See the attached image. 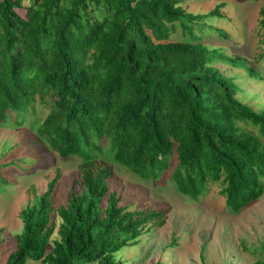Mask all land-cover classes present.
<instances>
[{
  "label": "trees",
  "instance_id": "16d2710c",
  "mask_svg": "<svg viewBox=\"0 0 264 264\" xmlns=\"http://www.w3.org/2000/svg\"><path fill=\"white\" fill-rule=\"evenodd\" d=\"M220 6L205 14L180 0H0V125L32 129L41 104L49 111L33 143L80 160L66 204L54 206L56 178L42 193L31 188L5 264H124L118 252L165 223L164 209L121 204L106 145L116 163L153 182L176 161L170 180L184 195L214 185L236 210L262 196L264 106L240 99L249 91L239 74L219 65L264 76L246 56L205 43L229 38L209 21ZM177 25L185 40L171 38ZM257 47L264 65V5ZM12 147L0 160L1 186L30 168ZM255 251L264 264V242Z\"/></svg>",
  "mask_w": 264,
  "mask_h": 264
},
{
  "label": "rangeland",
  "instance_id": "374dc122",
  "mask_svg": "<svg viewBox=\"0 0 264 264\" xmlns=\"http://www.w3.org/2000/svg\"><path fill=\"white\" fill-rule=\"evenodd\" d=\"M182 5L195 13L209 14L218 5L222 16L210 17L218 28L229 34L228 39L219 35L206 36V44L223 46L232 55H243L249 63L262 71L263 62L258 61L260 53L257 43L260 39V9L264 0H180ZM223 3V4H221ZM208 20V18H206ZM173 40H185L181 27L173 32ZM218 48V47H217ZM224 71L239 74L237 81L249 93L240 94V99L255 109L264 106V78L255 79L243 69L220 64ZM245 77L248 78L246 81ZM245 83V85H244ZM49 109L41 104L34 106L32 129L14 126L5 122L0 125V160L6 157L3 151L13 146L9 153L18 159L24 153L30 168L28 171L15 170L10 174L11 184H0V264H5L9 253L15 248V236L21 232L23 222L21 209L32 198L31 188L42 193L48 182L57 179L53 197L55 208L66 204L69 190L79 188V159H62L57 153H49L42 145L33 143L37 138L38 122ZM36 120V121H35ZM104 157L112 167L110 189L121 197V204L131 209L166 210V220L161 226L153 227L137 244L124 246L118 255L124 264H256L259 246L264 242V193L251 204L236 210L226 204L225 196L217 186H210L197 198L181 194L170 180L172 168L157 181L145 180L133 175L113 160L105 146ZM26 164V165H27ZM177 244L169 248L171 241ZM27 264H44L28 260Z\"/></svg>",
  "mask_w": 264,
  "mask_h": 264
}]
</instances>
